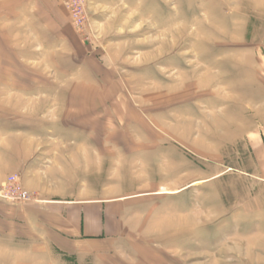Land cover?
<instances>
[{"label":"rangeland","instance_id":"rangeland-1","mask_svg":"<svg viewBox=\"0 0 264 264\" xmlns=\"http://www.w3.org/2000/svg\"><path fill=\"white\" fill-rule=\"evenodd\" d=\"M83 5L78 30L64 0H0V122L61 137L59 157L79 150L66 181L132 195L122 235L72 244L30 202L0 198L16 209L1 215L0 264H264V181L218 159L224 111L264 86V0Z\"/></svg>","mask_w":264,"mask_h":264},{"label":"crops","instance_id":"crops-1","mask_svg":"<svg viewBox=\"0 0 264 264\" xmlns=\"http://www.w3.org/2000/svg\"><path fill=\"white\" fill-rule=\"evenodd\" d=\"M15 106L14 110L22 109ZM24 109L31 111L32 107ZM224 112L229 126L227 132H231L232 136L231 140L224 141L223 155L218 149V159L227 160L232 154V166L227 167L264 181V86L251 87L249 93L236 101L233 109ZM7 119V122H0V127L4 129L0 133V179L3 175H19L27 190L42 197L39 202L25 203L30 205L32 216L40 218L41 223L55 225L57 238H64L72 244L83 241L105 246L122 235V218L128 212V198L132 195L110 197L98 194L96 189L82 188L80 178L69 177L66 181V168L71 177L81 170L77 146L72 147L77 151L75 156L59 157L63 149L59 144L64 143L61 137L34 134L32 130H27L33 125L32 121L22 123L18 118ZM211 175V178L220 177L224 172ZM207 179L210 177L207 176ZM63 183L68 187H64ZM86 191L91 194H85ZM15 212V208L0 202V239L5 236L1 234V225L4 224L1 223V215L10 217Z\"/></svg>","mask_w":264,"mask_h":264},{"label":"built area","instance_id":"built-area-1","mask_svg":"<svg viewBox=\"0 0 264 264\" xmlns=\"http://www.w3.org/2000/svg\"><path fill=\"white\" fill-rule=\"evenodd\" d=\"M72 25L81 30L84 27V0H64ZM0 198L16 202H37L39 201L33 194L24 190L19 183L16 175H10L7 180L0 185Z\"/></svg>","mask_w":264,"mask_h":264}]
</instances>
